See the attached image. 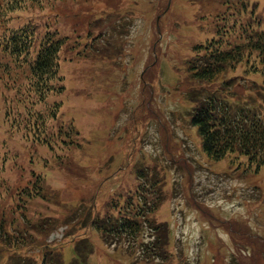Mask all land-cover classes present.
I'll use <instances>...</instances> for the list:
<instances>
[{"label":"rangeland","instance_id":"obj_1","mask_svg":"<svg viewBox=\"0 0 264 264\" xmlns=\"http://www.w3.org/2000/svg\"><path fill=\"white\" fill-rule=\"evenodd\" d=\"M220 1L202 0L200 8L188 0H20L0 19V36L30 24L35 39L47 30L66 38L62 90L34 107L45 114L58 105L50 122L65 138L52 152L13 123L35 98L17 92L28 72L0 52V264L18 257L40 264L48 247L69 264L87 233L88 264H158L141 256L140 239L104 245L85 225L89 215L116 216L156 193L164 202L154 216L169 230L164 264H264V165L237 153L208 159L190 123L186 62L212 39ZM250 3L264 26V0ZM250 72L240 64L221 76L242 77L234 99L260 105L264 73ZM39 186L42 197L29 192ZM9 237L26 243L14 251L3 242Z\"/></svg>","mask_w":264,"mask_h":264},{"label":"trees","instance_id":"obj_2","mask_svg":"<svg viewBox=\"0 0 264 264\" xmlns=\"http://www.w3.org/2000/svg\"><path fill=\"white\" fill-rule=\"evenodd\" d=\"M189 1L202 4V0ZM19 2L20 0H0V19H5L6 14L21 8ZM40 2L41 0H37V3ZM220 7L219 11L215 10V39L210 40L206 46L194 48L195 56L188 63V71L194 83V90L189 92L192 104L190 123L197 127L202 150L208 159L219 161L227 154L237 153L246 156L250 164L261 167L264 165V95L256 96L260 105L251 97L245 103H240L239 99L234 103L232 101L237 94L233 87L240 88V85L235 77L223 78L221 75L235 70L240 64L248 66L252 73L258 72L259 67L264 73V27L256 17L255 5H251L250 0H221ZM34 33L35 28L27 24L26 27L1 35L0 52L6 55L8 53L13 62H20L24 71L28 72L27 82L19 85L17 92L27 96L31 94L35 98L23 105L24 116L20 119L13 118V123L24 128L25 139L46 146L52 152L55 141L64 142L56 132L51 131L54 124L50 120H55L58 106L54 103L47 107L45 114L34 110V107L37 103L45 104L49 93H59L62 90V85H57L62 82L58 55L66 38L47 30L40 38L35 39ZM12 78L16 80L17 77L13 74ZM33 191L35 196L42 192L40 186L29 192ZM163 202L162 195L156 193L149 202L140 198L137 205L128 202L117 211L113 207L116 216L90 219L89 215L85 224L87 232H96L104 245L109 241L137 244L140 239L141 256L147 253L158 264H164L169 256L166 249L169 243L168 225L164 221H156L154 216L158 214ZM87 235L88 233L82 235L73 245L69 264H88L89 256L93 253V242L88 240L90 235ZM3 242L13 247L14 251L16 243H26L23 237H9ZM20 262L25 260L18 257L12 264ZM40 264L64 262L55 247H48L45 248Z\"/></svg>","mask_w":264,"mask_h":264}]
</instances>
